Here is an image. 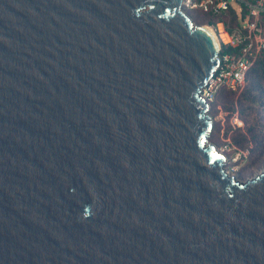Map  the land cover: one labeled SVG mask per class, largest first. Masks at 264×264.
Listing matches in <instances>:
<instances>
[{
  "label": "water",
  "instance_id": "obj_1",
  "mask_svg": "<svg viewBox=\"0 0 264 264\" xmlns=\"http://www.w3.org/2000/svg\"><path fill=\"white\" fill-rule=\"evenodd\" d=\"M183 0H0V264H264V170L229 174Z\"/></svg>",
  "mask_w": 264,
  "mask_h": 264
},
{
  "label": "built area",
  "instance_id": "obj_2",
  "mask_svg": "<svg viewBox=\"0 0 264 264\" xmlns=\"http://www.w3.org/2000/svg\"><path fill=\"white\" fill-rule=\"evenodd\" d=\"M182 5L186 12L199 10L215 15L235 9L241 22L231 30H227L222 22L229 40L220 42L219 63L212 80L201 89V93L211 104L223 89L240 92L246 85L248 71L264 50V0H183ZM234 123L243 124L238 113L234 116ZM226 169L232 174L229 168Z\"/></svg>",
  "mask_w": 264,
  "mask_h": 264
},
{
  "label": "trees",
  "instance_id": "obj_3",
  "mask_svg": "<svg viewBox=\"0 0 264 264\" xmlns=\"http://www.w3.org/2000/svg\"><path fill=\"white\" fill-rule=\"evenodd\" d=\"M187 13L197 23L205 22L209 25L216 22H223L227 30H231L240 23L238 14L234 8L215 15L211 12ZM230 15V19L228 18ZM264 24V15L262 16ZM246 85L240 92L231 90H221L215 101L211 103L210 112L216 111V103L221 102L225 109L235 110L236 107L241 117L245 120L246 127L235 129L232 135V141L240 148H247L254 144L251 149V159L247 167L254 164L257 157L264 151V50L259 54L256 62L250 68L246 77ZM219 134V129L213 127L211 139H215Z\"/></svg>",
  "mask_w": 264,
  "mask_h": 264
},
{
  "label": "rangeland",
  "instance_id": "obj_4",
  "mask_svg": "<svg viewBox=\"0 0 264 264\" xmlns=\"http://www.w3.org/2000/svg\"><path fill=\"white\" fill-rule=\"evenodd\" d=\"M190 12L196 13L201 11L190 10ZM219 23L221 22H216L215 24L211 25L205 22L198 24H206L208 26H211L220 36L221 25H219ZM236 113H238L240 120H242L243 122V124L240 126L234 123V116ZM210 114L214 120L213 127L219 129V134L216 135L215 139H211L213 130L212 128L209 134V141L214 143L217 146L218 150L225 156V168H229L230 172H232V174H234L241 181H245L248 178H252L256 174L262 172L264 170V151L257 157L252 166L247 167L251 159L250 148L254 146V144H250L249 147L243 149L232 141V135L235 129L241 128L242 131H244L246 127L245 120L241 117L237 107L235 110L231 111L225 109L223 104L219 102L216 103V111H214L213 113L210 112Z\"/></svg>",
  "mask_w": 264,
  "mask_h": 264
},
{
  "label": "bare ground",
  "instance_id": "obj_5",
  "mask_svg": "<svg viewBox=\"0 0 264 264\" xmlns=\"http://www.w3.org/2000/svg\"><path fill=\"white\" fill-rule=\"evenodd\" d=\"M219 25H221V31H220V36L217 34V32L211 27L209 26V28L211 29V31L214 33L217 41L220 43L221 41L227 42L229 39L228 34L224 31V27L222 23H219Z\"/></svg>",
  "mask_w": 264,
  "mask_h": 264
}]
</instances>
